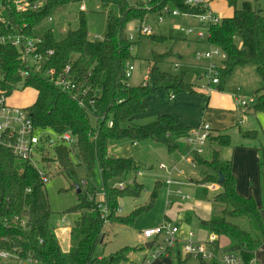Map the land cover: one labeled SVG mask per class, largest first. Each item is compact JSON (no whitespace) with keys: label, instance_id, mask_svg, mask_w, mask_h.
Segmentation results:
<instances>
[{"label":"trees","instance_id":"1","mask_svg":"<svg viewBox=\"0 0 264 264\" xmlns=\"http://www.w3.org/2000/svg\"><path fill=\"white\" fill-rule=\"evenodd\" d=\"M6 8L4 19L20 33L41 39V50L53 51L45 69L38 72L30 69L27 76L18 48L0 44V89L9 96L19 88L34 87L36 101L28 108L36 129L46 134L53 157H43L42 167L47 171L52 164L56 175L75 181L76 167L69 147L59 139L70 131L77 139L76 157L85 166L89 177H94V168L99 166L105 203L110 211L108 224L130 226L136 217L151 210L158 197L157 187L149 201L129 214H118L120 200L124 197L142 195L144 185L134 183L124 189L116 185L120 181L135 178L140 166L133 158L111 156L109 149L116 140L131 139L133 143L151 138L164 145L169 154L190 152L186 138L194 127L181 124L171 115L158 113L156 120L148 124L137 122L148 116L152 110L149 100L164 90L167 98L179 93L195 94L194 85L185 80V74H170L159 66L168 56L153 53L146 80L132 86L126 79L127 64L134 58L131 48L135 41L128 37L130 23L138 24L156 19L165 6L183 13L200 14V7H189L184 0H99L106 12V30L103 39H91L86 26L84 11L81 10L80 26L69 30L63 37L49 29L42 34L37 30L61 8L72 4H83L90 0H45L39 11L19 13L12 4L14 0H0ZM31 2L38 0H29ZM231 4L234 0L230 1ZM148 5V7L146 6ZM234 14L223 18L220 24L210 29L209 45L219 47L226 60L221 69L223 90L227 78L238 68L253 64L259 77L258 86L253 92L256 98L251 108L256 113H264V13L251 2L234 6ZM4 23V22H3ZM0 22L1 31L5 32ZM154 41H164L166 36L151 35ZM70 66L68 76L77 84V89L64 91L45 74L55 69V78L64 76ZM83 103V105L80 104ZM112 121L113 125L109 126ZM244 138L256 133H241ZM54 144L50 145L49 140ZM231 145V137L211 134L208 156H198L201 165L214 172L206 182H219L221 190L214 195L213 202L221 207L218 214L213 213L204 225L219 237L229 241L228 251L241 255L244 264H255V253L264 242V221L254 197H243L236 191V178L232 171V161H224L220 154L223 148ZM261 174L264 194V150H261ZM48 174V172H46ZM135 180V179H134ZM205 183V182H204ZM76 188V186H74ZM77 189V188H76ZM90 193L91 197L89 198ZM78 203L67 210L76 213L77 220L71 226V245L65 250L50 207L46 185L34 164L16 157L8 148L0 145V217H8L10 227L0 222V249L16 248L23 257L32 256L42 264H114L117 258H100L96 255L99 244L107 235L106 225L100 216L99 200L96 190H81ZM19 216L28 221L29 228L23 230L13 226V218ZM248 220L251 230L242 228L240 221ZM191 256L183 259L178 255V264H187ZM198 264H220L216 260L199 259Z\"/></svg>","mask_w":264,"mask_h":264},{"label":"rangeland","instance_id":"2","mask_svg":"<svg viewBox=\"0 0 264 264\" xmlns=\"http://www.w3.org/2000/svg\"><path fill=\"white\" fill-rule=\"evenodd\" d=\"M137 0H131L132 3ZM244 0H239V7ZM254 5L258 8L264 10V0H251ZM81 5H84L86 10L84 11V17L86 20L87 30L91 39H103L106 30V12L100 4L99 0H90ZM81 5L72 4L69 7L61 8L56 10L52 14L53 21H48V19L43 23V25L37 30V33L42 34L45 31L52 29L54 30L58 37H63L67 31L75 30L80 26V16H81ZM69 12L74 13L75 20H68ZM219 15V14H218ZM221 17V15H220ZM146 20V19H145ZM153 25V31L155 36H166L164 41H154L152 36L142 35L137 30V22L129 24L128 34L135 36V44L132 49L133 59L131 64L134 66V71L131 77L128 79V83L132 86H137L143 83L149 71V67L152 64L153 53L162 54L163 56L170 53L162 63L159 64L160 68L170 74H185V80L188 83H196L195 71L196 68L194 64L200 63L201 61L196 59V53L207 50L208 46L199 43L196 35L187 36L180 31L181 26L197 25L194 19L183 17L179 18H168L164 23L159 24L156 19L150 21ZM178 64V68L175 67ZM195 81V82H194ZM259 83V77L256 73L255 66L253 64L247 65L243 68H238L233 76L229 77L226 83V92H235L237 86L243 87V84L252 91V87H256ZM179 96H182L179 93ZM196 96V95H193ZM200 95H197L199 97ZM37 92L34 87L19 88L13 91L8 96V104L17 108H28L36 100ZM202 97V96H201ZM169 103V99L164 90L158 91L157 95L153 97L150 101L151 107L157 109H162L163 106ZM190 104V103H189ZM156 120L155 115H148L143 119L139 120L137 124H148ZM232 135L235 138L234 141L243 139L238 130H232ZM61 143L62 141L55 136L52 137ZM54 146H52L53 148ZM49 148L47 142L41 144L39 149L35 152L36 164L40 167L44 166L43 157H53V150ZM71 152L73 151L70 149ZM228 149L223 148L222 151H227ZM109 153L111 156L115 157H125L133 158L138 162L140 166L141 175H137L134 179V183H143L144 190L142 195L138 197H124L120 200L124 202H132L134 206L145 205L148 202L150 195L154 192L157 187L158 197L156 199L154 207L149 210L139 214L134 224L130 226L118 225V224H108L105 227L107 235H105L104 243L99 244L96 250V255L112 259L117 258L114 264H144L148 259H151L152 250H148L144 245V238L140 237V230L144 229L146 225H157L163 221L162 215L168 207V202L177 201L179 197H174L176 194L177 186L173 185L168 192L166 181L169 178L168 174L159 168L160 164L171 165L172 159H175L179 165L185 169V178L201 179L206 174V169H210L205 165H195V167L189 163L181 160L179 156L172 157L164 147V145L157 143L151 138H145L138 140L136 144H133L131 139L116 140L111 143ZM73 162L76 167L77 179L75 181L69 180L62 175H56V170L54 164L48 168V181L45 183L46 190L49 198L50 207L53 211V221L58 227L59 223L65 219L72 224L77 220L78 215L76 213H68L67 210L75 206L78 203L77 189L74 187L75 184H79L80 188L84 192H90L91 188L96 190L97 199L100 201V194L103 192V183L101 178V173L99 166L96 165L94 168V177H89L84 165L76 157V155L71 154ZM206 158V157H205ZM212 172V171H210ZM215 174L210 173L209 178H212ZM178 175L174 173L172 178ZM207 177L201 181H196L194 184H203L206 182ZM175 179V178H174ZM84 181V182H83ZM121 182V181H120ZM82 183H86L83 185ZM263 183V182H262ZM133 187V186H132ZM183 192L193 196L196 199L194 193L183 188ZM218 191H209L206 203L212 201V197L217 194ZM93 195L90 193L89 198ZM264 198H261V203ZM190 201V202H193ZM133 206V207H134ZM121 211L118 214H124L125 209L123 206H119ZM214 213L218 214L221 210L219 205L214 204ZM128 212L134 211L135 209L127 208ZM262 219L264 221V210L262 211ZM239 224L245 230L250 231V222L248 220L240 221ZM70 231L61 232L60 235L67 234L66 236H60L59 239L65 250L71 245ZM162 239L159 238V241ZM162 242V241H161ZM160 243V242H159ZM228 243L225 239L220 241V249H225ZM180 251L182 252V248ZM176 248L169 257L170 264H178V255ZM183 259L186 257L182 252ZM259 264H264V245L262 246L261 255L259 256ZM187 264H197V260L190 259Z\"/></svg>","mask_w":264,"mask_h":264},{"label":"built area","instance_id":"3","mask_svg":"<svg viewBox=\"0 0 264 264\" xmlns=\"http://www.w3.org/2000/svg\"><path fill=\"white\" fill-rule=\"evenodd\" d=\"M146 3H150L152 0H144ZM184 2L192 8L200 7L203 12L200 14H190L183 13L177 9H172L170 6H165L161 14H158L156 20L159 24L164 23L168 18H191L195 19L198 25L193 26H181L180 31L187 36L196 35L200 40L207 41L210 37V29L222 22V18L217 16L208 6L204 0H184ZM19 13H26L30 11H39L44 7L45 0H38L31 2L29 0H14L12 3ZM148 7V5H146ZM7 6H5L0 1V22L3 23L5 32L1 31L0 27V44L8 45L11 47L18 48L21 53V58L23 60L25 69L22 71L23 76L29 74L30 69H35L40 72L45 69L46 62L49 60V56L53 55V51L49 50L42 52L41 50V39L33 38L24 35L17 31L14 27L10 26L4 19V13L6 12ZM81 10L85 11L84 5L81 6ZM48 21H53L52 17L48 18ZM151 20H144L139 23L136 27L140 34L151 36L154 34L153 25H151ZM131 41L134 42L135 36L128 34ZM96 39V38H94ZM133 47L131 48L132 51ZM196 57L198 59H206L209 61L206 71L204 73V78L206 83L201 85L200 88L212 92L214 89H218L221 84V69L224 60H226V54L219 48L211 46L210 48L197 52ZM177 67V65H176ZM70 66H67L64 71V76L55 78V69H48L45 74L50 77L57 86L61 87L64 91H74L77 89V84L74 79L68 76ZM134 71V66L131 63L127 64L126 69V79L128 80L132 72ZM240 90V88L238 89ZM171 99H175L172 95ZM236 103L240 106L252 105L255 103L256 98L254 96H236ZM8 95L6 91L0 89V145L8 148L16 157L23 161L31 162L38 169L39 175L44 183L49 179L45 170L36 164L35 152L39 149V146L45 141L46 134L39 132L30 115V112L25 108H17L10 106L7 102ZM83 105L82 102H80ZM113 122H109V126H112ZM212 128L210 124L203 123L202 125L194 128L190 131L189 136L186 138V143L190 147V157L192 153H197L198 155H204L207 150V144L211 135ZM69 149H72L73 154L76 155L77 147L76 137L70 132L66 131L61 137H59ZM187 159V157L182 158ZM192 162V161H191ZM194 163V162H193ZM159 168L164 170L168 174V179L166 183L168 185L181 184L172 179L173 172L177 171L180 174H184L183 170L178 168V164L173 162L172 165L160 164ZM141 172L138 171L137 175ZM84 182V181H83ZM85 185L84 183H82ZM134 185V178H129L126 181L118 183L116 186L119 189H124L127 186ZM210 189L217 190L218 185L212 184L208 186ZM177 194L181 199L189 198L182 192L181 188L176 190ZM104 193L102 192L99 197H101L98 208L100 210L101 219H103L105 224L109 222L110 211L105 203ZM118 211H121L119 208ZM117 211V212H118ZM0 222L5 223L6 227H10L11 221L8 217H0ZM13 226L21 227L23 230L29 228L28 221L22 219L19 216L13 218ZM71 230L70 222L63 219L58 227L57 232H65ZM179 227L171 222H164L163 224L153 227L146 228L142 230V235L147 240H153L155 238L161 237L162 242H158L156 245L153 243L151 259L146 261V264H152L155 260L159 259L169 250L177 249L179 246L182 248V252L185 255H189L193 258L204 259L206 261L216 260L220 264H244L243 259L240 254L233 251L221 250L217 242V236L212 235L208 241L201 242L196 239L193 232H189L186 238L179 236ZM208 244L213 246L210 249ZM0 264H42L38 259L29 256L23 257L16 248L11 249H0Z\"/></svg>","mask_w":264,"mask_h":264},{"label":"crops","instance_id":"4","mask_svg":"<svg viewBox=\"0 0 264 264\" xmlns=\"http://www.w3.org/2000/svg\"><path fill=\"white\" fill-rule=\"evenodd\" d=\"M204 1L208 4L209 8L217 16L220 17L221 15L220 18L222 19L231 17L234 14V8H235L234 6L239 7L238 4L239 0H234L233 4L230 3L231 0H204ZM246 1L251 2L253 4V1L251 0H244L243 2ZM255 7L264 13V10L258 8L257 5H255ZM68 14L70 15L74 13L69 12ZM196 24L198 25L197 21ZM197 41L203 45L204 44L207 45L208 46L207 49L210 48V45L207 41H203L200 39H198ZM196 59L201 61L200 63L194 64V67L196 68L195 71L196 83L195 84L193 82L191 83L194 85V90L196 91V93L195 94L181 93L182 96L176 94L174 101L169 100V102H172V104L169 105L168 103L167 105L163 106L162 109H157L158 107L155 108L151 107L150 101L153 99L152 97L149 100V105L152 110V112L149 115L156 116L158 113L168 114L178 119L181 124L194 128L202 125L203 123H208L212 128L211 134L219 133L223 135H229L231 137V145L229 147H225L226 149H228L227 151H221L220 157L224 161H228V160L232 161V171L236 178L237 193L243 197H254L257 204L259 206H262L264 199L261 203V198H264V194H263V186H262L260 151L264 150V113L254 112L253 109L251 108L252 106L251 104L247 106L237 105L235 99L236 96H246V97L253 96V92L258 85H256V87L255 86L252 87L251 85L252 91L250 92L247 90L250 88L245 86V84H243V87L237 86L235 92H226V83L227 80L229 79L227 78L223 90L214 89L212 92L209 93L208 91L200 88L201 85L206 83L204 78V73L206 71L209 61L206 59H198L197 57ZM178 66H179L178 64H175L176 68H178ZM239 88L240 90H238ZM197 95L200 96L197 97ZM235 129L238 130L239 135L243 138L241 140H238L237 142L234 141L235 138L231 133L232 130ZM247 132L256 133V135L253 137L244 138L241 133H247ZM208 146H209V141L207 144V149ZM207 151L208 150H206V153L204 155H198L197 153H192L191 157L189 155L190 152L187 154L174 153L170 155H172V157L179 156L181 160H183L182 159L183 157H187V159H184L183 161L186 160V162L191 163L195 167V165L200 166V163L195 156L198 155V156L207 157L208 156ZM173 162L177 163L178 168L184 171V174H180L177 171L173 172L172 176H174V173L177 174L178 176L174 177L175 179L174 178L172 179L178 183H181L180 185L179 184H173V185H176L177 189L181 188L182 192H183V188H187V190L194 193L196 199L195 201H193L194 200L193 196L187 193L185 194L184 192L183 193L185 195H188L189 198L181 199V197L176 192V194H174L175 195L174 197L176 196L179 197V200L168 202V207L166 208L164 214L162 215L163 221L153 226L146 225L144 229L157 227L163 224L164 222H171L179 227L180 230L179 236L183 238H186L189 232H193L197 240L208 243L210 237L212 235H216L217 236L216 244L218 245L219 248H220L221 239H225V241L228 243V246L222 250L228 251L226 250L229 247L228 239H226L225 237H219L215 233H210V231L204 225L206 221L210 220V218L214 213L213 197L211 202L208 201L206 203V199L208 197L209 191L214 190V189H210L208 186L212 184H217L218 189L216 190V192L217 191L219 192L221 190L220 183L205 182L203 184H198V185L194 184L196 181H201L202 179H204L205 176L207 177L209 176L210 173L213 174L214 172L212 170H210L212 171L210 172L208 171V169H206L207 170L206 174L201 179H194V178L187 179L185 178V174H186L185 169L182 168L175 159H172L171 163L173 164ZM166 185L168 184L166 183ZM173 185H168V187L170 186L169 188H167L168 192L170 191L173 192V190L175 189V188L173 190L171 189ZM120 206L124 207L125 209L124 214L126 215L133 211L132 210L131 212H128L127 208L130 207L131 209L132 208L136 209L137 207H140L142 205L134 206L132 202L122 201V203L120 202ZM70 226H72L71 223ZM144 229L140 230V237L142 238H144L142 235V230ZM59 234H61V232ZM66 235L67 234H63L60 236H66ZM159 238L161 237L155 238L153 240H147L144 238L145 247L146 245H149L150 247L147 249L148 250L151 249V247H153V243L154 245H156L158 242L162 241V240L159 241ZM208 245L210 249L213 248L211 244ZM263 245L264 242L262 246ZM262 246L255 253V261H254L255 264H259L258 259L259 256L261 255ZM69 247L70 246H68L67 249ZM173 251L174 249L169 250L168 252L163 254L162 257L155 260L152 264H170L168 259L170 255L173 253ZM176 252L177 255L182 256V252L180 251V248H177ZM184 256L186 255L184 254ZM99 257L102 258V255H100ZM191 259L197 260V264H198L199 259L193 257H191ZM143 263L146 264L145 260L143 261Z\"/></svg>","mask_w":264,"mask_h":264},{"label":"water","instance_id":"5","mask_svg":"<svg viewBox=\"0 0 264 264\" xmlns=\"http://www.w3.org/2000/svg\"><path fill=\"white\" fill-rule=\"evenodd\" d=\"M75 15L74 14H70L69 16H68V20H75ZM49 144L50 145H53L54 144V140L53 139H50L49 140ZM222 182V178H220V180H219V183H221ZM75 186H76V188H77V192L78 193H80L81 192V188H80V186H79V184H75ZM150 245H151V243H150ZM150 246L149 245H146V248H149Z\"/></svg>","mask_w":264,"mask_h":264}]
</instances>
